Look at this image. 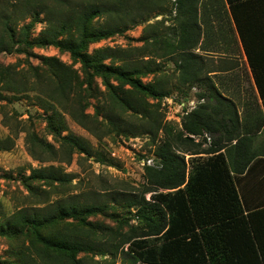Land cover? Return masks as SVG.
<instances>
[{
	"label": "trees",
	"instance_id": "1",
	"mask_svg": "<svg viewBox=\"0 0 264 264\" xmlns=\"http://www.w3.org/2000/svg\"><path fill=\"white\" fill-rule=\"evenodd\" d=\"M52 1L54 6L47 0H29L24 7L21 0L0 1V54L18 52L30 57L35 46H55L69 52L74 62L81 64L80 71L57 57L41 56L42 64L48 67L42 79L38 67L29 62L31 74L38 78L32 86L37 90L47 88L46 96L53 102L52 107H46L47 111L53 110L49 118L62 123L56 109L60 106L61 110L68 109L79 123H85L82 91L93 90L94 78L101 76L109 97L104 105L109 132L150 135L151 144L157 145L154 153L161 165L145 166L147 184L139 193H117L108 198L109 203L124 200V206L136 209L135 215L142 224L135 236L120 237L106 226L98 229L88 222L83 230L69 221L103 213L110 204L87 201L79 195L44 200V192H39L36 182L63 185L71 181V176L53 165L31 168L30 174L24 176V184L42 200L18 207L10 215L0 213V236L21 240L12 251L16 264H84L86 258L78 257L80 252L114 256L126 243L127 250L122 252L133 264H264V206L246 211L235 179L247 171L257 156L249 132L239 128L235 102L216 87H210L208 93H195L199 99L206 98V102L184 114L181 129L172 134L164 130L160 105L151 102L172 95L170 88L143 81V77L159 69L157 58L171 54L183 85L193 88L205 82L200 78L203 57L193 49L200 44L202 24H210V11L219 14L222 6L227 13V6L264 104V0H175L172 32L148 34L141 48L106 46L92 52L91 43L123 33L130 24L147 21L158 0ZM210 2L215 5L208 9ZM23 17L30 21L19 27ZM38 22L46 25L39 36L32 37ZM3 79L0 72L1 83ZM14 85L9 87L17 91ZM189 95L186 90L177 98L188 100ZM211 100L216 102L211 105ZM115 110L133 113L139 125L130 128V121L118 120L120 114L112 118ZM262 120L264 123V116ZM160 129L172 138L157 142ZM205 133L211 135V142L203 148L194 136ZM62 139L70 156L75 150L91 153L87 142L76 135L69 133ZM28 142L35 159H40L39 154L44 151L52 152L50 143L37 136ZM179 148L192 155L206 154L207 158H194L188 170L185 151L181 154ZM5 149L9 148L0 140V150ZM158 189L168 191H158L152 200H146L145 193Z\"/></svg>",
	"mask_w": 264,
	"mask_h": 264
},
{
	"label": "rangeland",
	"instance_id": "2",
	"mask_svg": "<svg viewBox=\"0 0 264 264\" xmlns=\"http://www.w3.org/2000/svg\"><path fill=\"white\" fill-rule=\"evenodd\" d=\"M28 1L21 0V7L28 5L26 3ZM47 3L50 6L55 5V1L52 0H47ZM213 4L215 5V3L210 2L208 9L214 8ZM203 7L204 5L200 8L203 10ZM220 8L221 12L219 14L210 11V16L208 17L210 24L218 28L219 33L223 32L230 36L221 38L222 41L219 43V47L218 45L214 46V48L210 46V48L217 50L218 54L216 55L208 57L207 55L209 54L202 49L205 47L204 42L207 36L202 37L204 41L200 39V42H203L193 49L194 52L199 53L202 57L204 56L205 59L213 60V62H221L225 58H231L232 54L236 55L238 53V47L234 44V39L231 35L232 19L228 8L227 6L225 7L227 13L224 12L222 6ZM19 10L17 9V12H20ZM175 16V0H158L147 21L139 22L134 26L130 24L129 28L123 33L91 43L89 52H92L95 48L106 46L121 48L139 46L141 48L146 44L144 40L145 37L149 36L148 34L172 32L175 26ZM41 18H44V14L41 15ZM29 21L30 18L23 17L18 22V25L20 27ZM45 25L44 22H38L36 27L32 29V37L39 36ZM32 52L33 55L30 57L18 52L0 54V66H2L0 72L2 73V78L4 77L3 83L0 81V140L3 146H8L9 148L0 150V213L4 212L10 215L18 207L42 200L27 189L24 184V176L29 175L33 167L53 165L63 173L69 174L71 181L65 182L63 185L55 182L56 186H49L44 184V182H36L35 186L39 189V192H44V200L53 201L64 195H79L87 201L107 202L110 205L103 213L82 217L83 220L69 221L75 223L78 228L83 230L87 228L86 224L90 222L96 224L98 229L106 226L110 231L115 232L118 237L127 234L135 236V232L138 231L139 233V228L142 227L140 220L135 215L136 209L124 206V200H119L117 203H109L108 198L113 194L117 195V193L131 194L140 192L143 186L147 184L145 166H153L156 162L153 158L156 156L154 152L157 145L151 144V137L148 134L132 135L116 131L109 132V125L106 119L107 113L104 111V105L109 102V97L106 94L104 79L101 76L94 78L96 85L93 84V90L89 93L82 91V97L84 98L82 107L86 114L85 123H79L70 115L68 109L61 110L60 106H56V109L61 113L62 123H59L56 119L51 120L49 114L53 110L47 111L46 107H52L53 102L46 96L47 88H42L41 90L44 93H41L40 89L37 90L32 86L37 83L38 78L31 74L30 63L38 67L39 72L42 73V79L46 75L43 72L48 73V67L42 64L41 56L57 57L64 63L73 65V68L77 71H80L81 64L79 62L75 63L69 52L55 46H35ZM137 54L139 53L137 52ZM147 58L149 57L146 56L145 59ZM173 58L175 57H172L171 54L163 58H157L159 69L143 77V81L145 83L154 82L164 89L170 88L174 96L188 90L190 95L187 98L194 99L196 106L199 103L206 102V98L204 101V99H199L195 95V93L198 94L205 88L203 83L206 82V75H201L200 78L205 79V82L202 81L196 87L189 88L188 85H183L179 80V72L175 69ZM236 58L238 57L236 56ZM106 62L110 63L109 60ZM5 66H9V69L6 70ZM222 78L223 75L219 73L211 77L210 80L216 83ZM112 82L117 84L115 79H112ZM11 83L15 84L17 91H14V88L10 89ZM83 87L85 88L86 84H83ZM96 92L97 95L93 97ZM151 102L160 105L159 109L163 114L162 118L165 125L164 130L168 129L170 133L176 134L182 126L181 114L179 118H176L175 108L173 106L169 107L168 103L164 102V99L155 98ZM114 113L115 116L113 114L110 115L112 118H116L120 114L121 117L118 120H123L126 123H128L127 120L130 121V128L139 125L137 117L131 112L119 113L118 110H115ZM164 130L160 129L157 142L160 139L172 138V135L170 133L169 135L166 134ZM69 133L85 140L91 153H80L75 150L71 156L67 154L68 148L62 145V137ZM36 136L52 146V152L44 151L39 154L40 159H35L29 149V139H34ZM194 137L196 142H202L203 148L210 145L211 135L209 133ZM38 147L42 146L38 145ZM179 150H181L179 151L181 154L185 151L183 148H179ZM189 152L191 151H185L184 154L188 161V170L190 167L189 163L191 164V160L194 158L200 160L207 158L206 154L192 155ZM235 179L239 186L243 177L236 175ZM248 185L249 183L247 182L245 188ZM256 190L259 193L260 190ZM158 191L168 190L158 189L157 191L147 192L145 193L146 200H152L153 194ZM254 192L256 191L254 190ZM244 196H250L249 190L243 191L242 200ZM257 197H260V199L264 198V193ZM262 205L264 204H260L258 207ZM244 207L249 208L245 204ZM135 228L138 229L135 230ZM20 244L21 240L16 239L15 236L11 238L0 236V264H16L12 251L13 248ZM128 245L126 243L122 246L114 256L80 252L78 257L86 258L84 264H133L132 259L122 252V249L124 251L127 250ZM135 264L142 263L138 262Z\"/></svg>",
	"mask_w": 264,
	"mask_h": 264
},
{
	"label": "crops",
	"instance_id": "3",
	"mask_svg": "<svg viewBox=\"0 0 264 264\" xmlns=\"http://www.w3.org/2000/svg\"><path fill=\"white\" fill-rule=\"evenodd\" d=\"M227 35L223 32L219 33L218 28L213 27V24L208 25L207 28L202 24L201 40L203 39L204 41L202 37L207 36L204 42L205 47L202 49L209 54L207 55L208 57L218 54L217 50L213 48L217 45L219 47V43L222 41L221 38L230 36ZM231 35L234 39V44L238 47V53L236 55L232 54L231 58H225L221 62H213V60L205 59L203 56L200 74L202 76L206 75L205 77L208 78L203 83L205 86L202 90L203 93H208L210 87L211 90L216 87L223 96L235 102L239 113V123L241 125L239 128L242 132H249L252 139V146L256 150L257 156L251 162L247 171L240 175L243 177L239 185L240 187L237 184L241 199L243 191L249 190L250 196H244L242 200L249 207L248 209L245 208L247 211L259 208L258 206L260 204H264V198L260 199V197H257L264 193V123L262 120L264 116V104L263 97L256 84L253 71L239 34L235 30L234 23H232ZM210 46H213V48H210ZM219 73L223 75V78L219 82H212L210 78ZM262 89L264 92V82ZM203 99L205 101V98ZM215 102V100H211L209 103L213 105ZM247 182L249 185L245 188ZM256 189L260 190L259 193Z\"/></svg>",
	"mask_w": 264,
	"mask_h": 264
},
{
	"label": "built area",
	"instance_id": "4",
	"mask_svg": "<svg viewBox=\"0 0 264 264\" xmlns=\"http://www.w3.org/2000/svg\"><path fill=\"white\" fill-rule=\"evenodd\" d=\"M165 101L168 103L169 107L173 106L175 108L176 118H179L180 114L181 116H183L184 114L190 112L196 107V102L192 98H189L188 100H181L178 99L177 96L171 95L165 97L164 102ZM153 160L156 161L153 166L160 167V160L157 158V156H154Z\"/></svg>",
	"mask_w": 264,
	"mask_h": 264
}]
</instances>
